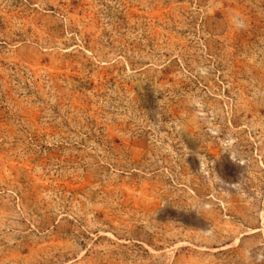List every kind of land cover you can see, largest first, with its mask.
I'll use <instances>...</instances> for the list:
<instances>
[{
    "label": "rangeland",
    "instance_id": "rangeland-1",
    "mask_svg": "<svg viewBox=\"0 0 264 264\" xmlns=\"http://www.w3.org/2000/svg\"><path fill=\"white\" fill-rule=\"evenodd\" d=\"M0 264H264V0H0Z\"/></svg>",
    "mask_w": 264,
    "mask_h": 264
},
{
    "label": "clouds",
    "instance_id": "clouds-1",
    "mask_svg": "<svg viewBox=\"0 0 264 264\" xmlns=\"http://www.w3.org/2000/svg\"><path fill=\"white\" fill-rule=\"evenodd\" d=\"M257 258H258V259L260 258V254H257Z\"/></svg>",
    "mask_w": 264,
    "mask_h": 264
}]
</instances>
